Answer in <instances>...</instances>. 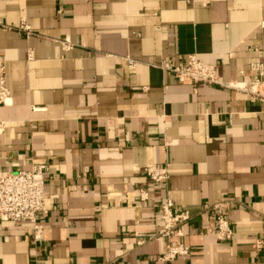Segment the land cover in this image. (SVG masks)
<instances>
[{
    "label": "crops",
    "instance_id": "obj_1",
    "mask_svg": "<svg viewBox=\"0 0 264 264\" xmlns=\"http://www.w3.org/2000/svg\"><path fill=\"white\" fill-rule=\"evenodd\" d=\"M262 21L264 0H0V166L48 165L42 239L0 221V264H264V99L158 67L196 52L225 82L262 77ZM168 200L191 215L171 239L191 252L171 263ZM222 200L228 241L204 231Z\"/></svg>",
    "mask_w": 264,
    "mask_h": 264
},
{
    "label": "built area",
    "instance_id": "obj_2",
    "mask_svg": "<svg viewBox=\"0 0 264 264\" xmlns=\"http://www.w3.org/2000/svg\"><path fill=\"white\" fill-rule=\"evenodd\" d=\"M4 28L11 27L0 22ZM264 27V21L261 22ZM18 29L24 31L26 35H31L32 31L26 24H20ZM65 48L70 47L68 39L62 41ZM32 50L28 51L27 59L32 58ZM129 66H134V59H126ZM158 67L169 72L178 81L185 84H211L225 87L239 88L252 97L264 99V67L260 58L253 64V68L259 71L262 77L255 80L242 82H225L218 72L215 64L205 63L199 53H190L184 63L172 64L170 59L164 58ZM12 103L10 91L6 80L5 59L0 55V105H10ZM148 177L154 182H164L168 179L167 169L159 164H151L144 167ZM48 174L46 163H31L27 168H17L14 170L3 169L0 166V221H11L13 223H30L32 226V243H37L43 236L42 219L47 214L44 204V183ZM142 198L147 197L146 192L140 194ZM171 201H166L159 207L158 218L162 225L158 234L168 241L166 251L157 257L160 261L172 262L178 258H185L191 252V246L181 240L171 241L173 237L182 238L185 235L184 225L190 219L188 211H173ZM215 210L213 221L204 227V231L215 236L218 241L231 240L235 235L234 227L225 215V200L213 205ZM262 241H258L257 247H261Z\"/></svg>",
    "mask_w": 264,
    "mask_h": 264
}]
</instances>
